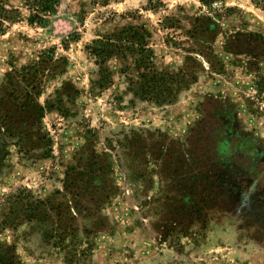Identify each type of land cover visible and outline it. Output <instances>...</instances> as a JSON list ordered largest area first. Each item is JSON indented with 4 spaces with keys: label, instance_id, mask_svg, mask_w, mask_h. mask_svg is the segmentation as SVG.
<instances>
[{
    "label": "rangeland",
    "instance_id": "obj_1",
    "mask_svg": "<svg viewBox=\"0 0 264 264\" xmlns=\"http://www.w3.org/2000/svg\"><path fill=\"white\" fill-rule=\"evenodd\" d=\"M3 2L7 9L19 10L20 18L0 33V85L8 84L12 74L21 91L22 66L39 61L46 69L39 102L50 99L54 105L44 117L51 136L49 154L41 148L26 153L11 145L0 171V242L15 245L17 260L264 264V200L252 201L247 186L257 177L264 180V173L259 175L264 165V57L227 52L220 33L213 43L220 63L214 62L212 68L205 63L198 81L175 102L159 104L128 91L131 73L117 71L120 65L115 59L108 63L116 70L112 84L103 90L95 87L99 66L87 46L116 25L145 22L158 63L178 70L189 55L184 48L194 43L187 33L190 21L208 12L201 0ZM225 2L234 10H221L224 32L264 37V0ZM37 14L43 23L30 24L28 18ZM63 57L66 62H57ZM209 98L226 107L231 146L241 141L256 145L261 153L259 169L250 170L243 144L242 151L220 165H215L212 154L206 158V150L200 149L208 127L203 120L219 122L214 121L216 104L205 103ZM231 117L233 126L228 125ZM87 144L111 154L120 191L95 215L85 210L95 207L88 195L81 199L82 208L70 203L71 215L64 216L61 228L54 221L37 219L54 202H64L57 195L54 202L35 208L57 191L65 192L66 171ZM128 150L130 157L125 154ZM51 215L56 220L54 211Z\"/></svg>",
    "mask_w": 264,
    "mask_h": 264
},
{
    "label": "trees",
    "instance_id": "obj_2",
    "mask_svg": "<svg viewBox=\"0 0 264 264\" xmlns=\"http://www.w3.org/2000/svg\"><path fill=\"white\" fill-rule=\"evenodd\" d=\"M201 2L208 7V12L195 15L190 21L191 27L187 33L194 43L193 46L184 48L189 55L178 70L158 63L155 50L149 44L152 32L145 22L135 21L121 26L116 25L112 30L98 34V37L87 46L90 54L95 58V63L99 66V77L93 81L95 87L103 90L112 84L116 70L111 68L108 63L115 59L120 65L117 71L125 75L131 73L129 74L131 76L128 77L129 86L127 89L135 97L159 104L173 103L183 91L198 81L199 73L205 63H208L211 68L214 67V62L220 63L213 47V43L220 33L224 34L227 52L237 55L247 54L254 58L264 57V37L260 33L224 32L221 10L228 13L234 10L233 7L226 6L225 0H201ZM0 3L3 4L0 11V33H4L8 24L19 20L20 11L13 7L7 9L6 2L3 0ZM28 21L30 24L43 23L44 18L39 14L31 15ZM253 53L255 55H252ZM58 61L64 63L67 60L63 57L58 58ZM57 68L58 63L54 65V72ZM22 69L25 74L22 76L24 85L21 91L14 84L12 74L8 75V84L0 85V171L11 145H16L26 153L32 152L36 148L43 149L45 155H48L50 151L51 136L44 125V117L54 109V105L50 99L45 104L39 102V97L43 92V76L46 69H41L39 61L23 65ZM92 87L90 91H92ZM78 91L79 89L75 88V92ZM59 92L57 89V94ZM208 102L216 104L214 114L216 119L214 121L219 122L216 124L209 123V119L203 120L205 127L207 125L208 127L203 138V146L200 149L206 150V158L208 159L212 154L217 159L215 165H220L224 158L235 157L238 149L242 151L243 144L244 150L247 152L246 156H248L247 161L252 165L249 167L250 170L259 169L261 163L258 159H260L261 153L256 145L253 142L241 141V144L231 146L228 141L230 137L228 131L231 127L227 126L226 129L227 123L224 122L226 107L223 106L222 101L217 99L205 100V103ZM228 125H234L232 117L229 118ZM129 150L125 152L127 157H130ZM77 154L79 157L66 171L65 192L57 191L48 199L39 201L35 208L45 203L54 202L57 195H61L64 202L57 204L54 202L56 205L51 204L46 213L41 214L40 212L37 219L54 221L60 227L64 222V216L71 215L70 203L74 204L75 208L78 205L82 208L81 199L88 195V202L95 207H86L85 210H88L89 215H95L101 212L120 191L113 177L110 153L105 150L98 152L93 144H87ZM70 194L71 197H69ZM53 211L56 220L52 218ZM31 216L30 218L33 219L34 215ZM66 224L69 226L68 221ZM66 228L65 226L64 229ZM66 232L67 236L69 231ZM17 258L14 244L0 242V264H23Z\"/></svg>",
    "mask_w": 264,
    "mask_h": 264
},
{
    "label": "flooded vegetation",
    "instance_id": "obj_3",
    "mask_svg": "<svg viewBox=\"0 0 264 264\" xmlns=\"http://www.w3.org/2000/svg\"><path fill=\"white\" fill-rule=\"evenodd\" d=\"M260 174L264 173V166L261 167ZM257 180L255 183H251V185H247L249 187V190L253 193L252 194V201H256L258 204L263 203L264 200V180L261 182L260 179L258 180V177L255 178ZM262 200V201H260Z\"/></svg>",
    "mask_w": 264,
    "mask_h": 264
}]
</instances>
